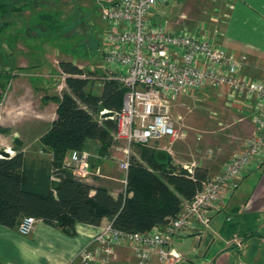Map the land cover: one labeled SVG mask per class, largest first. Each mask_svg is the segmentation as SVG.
<instances>
[{"label": "built area", "instance_id": "built-area-1", "mask_svg": "<svg viewBox=\"0 0 264 264\" xmlns=\"http://www.w3.org/2000/svg\"><path fill=\"white\" fill-rule=\"evenodd\" d=\"M166 1L95 0L106 24L99 48L103 67L108 78L125 87L121 110L107 116L116 121L113 139L121 147L119 168L126 176L134 145L164 138L173 143L185 136L172 117V100L206 84L213 89L225 86L231 100L250 107L247 115L253 133L218 173L202 182L192 199L167 224L144 232H123L110 220L78 251L80 264H107L116 257V246L124 243L133 252L134 264H153V259L158 264H166L170 258L179 261L181 255L171 247L172 241L189 233L200 238L210 227L212 213L238 188L241 178L264 163V80L248 79L242 73L245 57L236 58L204 27L203 33L185 28L174 32L162 22L154 24L151 15ZM91 155L86 150L72 149L64 157L63 166L88 180L100 172L98 167L92 171ZM184 168L193 173L192 165ZM38 220L23 216L17 231L30 234ZM226 243L237 248L242 245L236 236Z\"/></svg>", "mask_w": 264, "mask_h": 264}, {"label": "crops", "instance_id": "crops-1", "mask_svg": "<svg viewBox=\"0 0 264 264\" xmlns=\"http://www.w3.org/2000/svg\"><path fill=\"white\" fill-rule=\"evenodd\" d=\"M229 6L227 22L221 38L217 37V43L236 55L245 54L251 67L247 65L248 73H252L258 80H264V0H232ZM5 18L8 20L11 15ZM10 24L12 25L9 19L6 27L0 29V35H4L0 47L3 54L0 57L7 66L0 71L13 73L9 70L13 68L9 60L13 53L12 48L21 51L25 46L18 42L12 44L5 38L10 35ZM30 40L28 44H32ZM15 65L20 71L7 83L4 88L6 93L3 91L0 102V127L7 130L5 133L0 132V138L6 140L4 146L0 147L14 152V139H20L22 151L28 154V146L39 138H35L34 133L40 126L44 132L56 117L57 102L50 97L58 96L56 89L52 87V80L60 69L58 64L50 62V57L35 63L19 62ZM175 101H178L180 106L196 108L195 116L192 115L196 118L193 120L195 124L188 125L187 113L182 120L185 119L190 128L195 126L194 129L200 131L204 130V124L207 122V117L204 119L203 115L221 118L229 113L241 118L250 112V107L242 104V101L237 100V103L231 100L225 86L213 89L206 84L195 93L178 96ZM221 122L217 124L221 125ZM91 143L97 151L98 143L89 140L87 146ZM175 147L173 143H169L165 149L172 157L175 154L181 159L183 152ZM86 148L82 150L88 151ZM118 148L121 151L120 145ZM217 149L227 151L223 146ZM69 152L70 150L67 154ZM37 154V157L51 156L49 152L40 149ZM98 154L95 153V156ZM230 157L231 155L227 154L219 161L216 157L208 161L209 163L206 161L194 168L205 169V176L208 178L219 172ZM103 168L108 169L105 165ZM90 179L87 181L93 183ZM108 189L114 196L118 194ZM222 214L224 217H220ZM110 220L104 217L99 225L77 223L74 235H67L41 220L36 222L28 235H21L16 226L7 227L0 224V264H80L76 258L78 251ZM233 236L241 240L240 248L227 245L226 241ZM171 247L181 255V259L175 262L170 258L166 264H264V163L241 178L231 197L225 199L221 207L212 213L210 227L200 238L194 233H189L174 239ZM115 251L116 257L107 264H134V255L128 243L117 245ZM153 264L158 262L153 259Z\"/></svg>", "mask_w": 264, "mask_h": 264}, {"label": "trees", "instance_id": "trees-1", "mask_svg": "<svg viewBox=\"0 0 264 264\" xmlns=\"http://www.w3.org/2000/svg\"><path fill=\"white\" fill-rule=\"evenodd\" d=\"M20 1L0 0L1 17L31 7V2L19 5ZM37 26L44 28L40 22ZM58 67L66 89L50 97L57 102L56 117L38 145L51 156L29 157L20 140L14 139L13 155L0 158V224L14 227L29 215L67 235L75 234L77 223L99 225L104 217L123 232H144L167 224L181 211L183 201H190L201 188L207 179L205 169L194 168L189 174L173 163L167 151L137 144L138 156L130 157L124 192L114 196L107 187L77 177L63 166L64 157L69 150L86 148L89 140L98 143L99 154L108 153L116 142V121L101 114L103 121L98 123L94 115L120 111L125 87L103 75L99 92H93L92 80L81 67L69 60H59ZM16 75L0 71V102ZM6 131L0 127V132Z\"/></svg>", "mask_w": 264, "mask_h": 264}, {"label": "rangeland", "instance_id": "rangeland-1", "mask_svg": "<svg viewBox=\"0 0 264 264\" xmlns=\"http://www.w3.org/2000/svg\"><path fill=\"white\" fill-rule=\"evenodd\" d=\"M231 1L167 0L154 10L151 15V21L157 25L162 22L166 29L174 32L185 28L188 30L196 29L197 32L199 30L200 33H203L202 27H204L210 36H216L217 39V37L221 38V34L225 28ZM26 2H31L32 4H29L31 7L24 6L22 10L14 12L8 20L2 18L0 14V25L5 21H9V19L12 23L9 28L10 35L5 38L12 44L18 42L25 46V49L21 51L12 48L13 53L9 60L13 64V68L11 67L9 70H12L13 73L20 71L15 65L19 62L35 63V61H43L44 58L47 60L50 57V62L57 65L59 60H69L81 67L85 75L92 80L91 90L99 92L101 78L103 75H107L103 67V57L99 51L102 45L100 35L105 32L106 24L100 18L99 7L95 3V0H22L19 2V5ZM39 22L44 28L37 26ZM4 26H1L0 29ZM19 29H21V32ZM23 33L24 35L26 33L28 35L24 36ZM28 36L32 37V39ZM29 38L32 40V44H28ZM3 39L4 35H0V47H2ZM2 54L0 51V56ZM241 56L245 57V66L243 64L242 73L250 80L259 79L252 73H248V66L249 68L251 67L247 56L243 53L239 55L235 54L236 58ZM1 58L0 69L4 70L7 66L5 63L3 64ZM47 71H49V68H47ZM63 77L64 74L58 70L52 80V87L56 89L59 96L66 89ZM195 91L191 93H195ZM195 110L196 108H192L191 106L188 108L180 106L178 101L172 100V117L176 121V126L185 133V136L173 142L176 150L179 148L183 152L181 159L175 154L172 157L167 151L176 166L183 167V165L188 164L192 165L194 169V167L203 165L204 162L211 161L216 157L219 161L227 156V154L232 155L241 148L244 139L253 133V124L249 115L240 118L238 115L235 117L231 114L229 115V113L221 118L209 114L203 115L202 118L206 119L207 117L204 130L194 129L195 126H191L194 127L192 129L188 125L195 124L193 121L196 119L194 118ZM186 113L189 115L188 125L185 119L182 120V117ZM94 118L98 123H101L103 121L101 111L94 115ZM219 121H222L221 125L217 124ZM114 133L115 131L113 135ZM42 134L43 130L40 126L38 131L34 133L35 138H39L35 139L34 144H31L27 148V155L29 157H36L38 155V145ZM4 143H6V140L0 138V146H4ZM119 145V142H115L108 149L107 154H98L96 156L95 153L97 151L94 150L95 148L92 143L86 148L92 154L90 157L92 171H95L96 167H100L99 175L92 174L89 177L91 178L90 181L107 186L114 194L124 192L127 184V175L125 176L117 164V157L120 156ZM168 145L169 140L167 138L151 141L147 144V146L165 151ZM136 146L134 145L132 148L130 157L138 156ZM219 146H223L227 151L217 149ZM103 165L107 166L108 169H104ZM100 175L103 177H100ZM187 202L183 201L182 209ZM220 217H224V215L222 214Z\"/></svg>", "mask_w": 264, "mask_h": 264}, {"label": "water", "instance_id": "water-1", "mask_svg": "<svg viewBox=\"0 0 264 264\" xmlns=\"http://www.w3.org/2000/svg\"><path fill=\"white\" fill-rule=\"evenodd\" d=\"M113 113L110 111L104 112V116H111ZM10 157V153L6 149H0V158H8Z\"/></svg>", "mask_w": 264, "mask_h": 264}]
</instances>
